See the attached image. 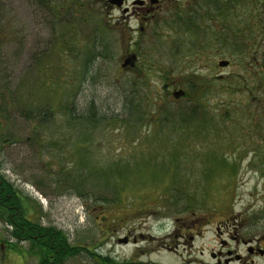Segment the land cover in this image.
Listing matches in <instances>:
<instances>
[{
    "label": "rangeland",
    "instance_id": "374dc122",
    "mask_svg": "<svg viewBox=\"0 0 264 264\" xmlns=\"http://www.w3.org/2000/svg\"><path fill=\"white\" fill-rule=\"evenodd\" d=\"M34 1L0 0V135L13 140L0 161L29 218L77 246L62 264H120L138 254L133 236L164 238L166 216L215 214L200 227L209 245L224 215L264 217V0H161L151 13L153 0ZM177 5L206 26L174 21ZM7 227L0 264H38Z\"/></svg>",
    "mask_w": 264,
    "mask_h": 264
},
{
    "label": "flooded vegetation",
    "instance_id": "af4514ba",
    "mask_svg": "<svg viewBox=\"0 0 264 264\" xmlns=\"http://www.w3.org/2000/svg\"><path fill=\"white\" fill-rule=\"evenodd\" d=\"M119 1L121 4L124 3V5L129 2V0ZM199 1L202 2V0ZM34 2L37 7L40 8L44 3H47L48 0H36ZM138 3L141 4L142 8V6L146 4V1L140 0ZM161 3V0H153L150 10L147 11L151 13L154 7H160ZM50 5L56 7V3H50ZM172 9L174 21L182 22L185 26H206V24H204L205 20H203V23H201V19L195 22V19L191 15L193 13L187 12L183 7L177 5V7L173 6ZM183 12L184 15L181 17L180 14ZM129 51L131 53V62L129 65H134L135 63L132 64V62L137 59V54L132 53L133 51L131 49H129ZM180 93L182 95L180 99H184L187 96L186 92ZM192 205L195 204L192 203ZM192 205L191 203L188 204V206ZM164 207L165 204L163 208ZM204 216L205 215H200V218L194 219L188 218V216L175 217V219L171 221L169 220V216L162 217L161 223L164 228H170V226H172L170 231H166L167 233L163 236L164 238L155 240L153 236H146L141 233H139V239L133 236L134 239L132 244L139 250L138 254L134 251L131 256L125 257L120 264H264V230L261 233L256 232L258 228L261 229L264 227L262 221L264 217L261 218L260 215L250 214L246 218L243 213L235 215V212L224 215V218L216 222L217 224L213 228L214 235L216 236L213 237L209 245L205 241L206 231L201 230L200 227L212 226L211 223L216 215H209V217ZM241 221L245 222V232L239 233V226L243 227ZM236 222L240 223L238 229L235 227ZM129 236L130 235H126L123 238L119 237V244H129L131 242ZM147 239L157 244L153 246V250L147 249L142 251V245H138V243L141 244L144 241L148 243ZM167 240H170V242L168 243ZM148 252L149 254H155L159 259L149 262L142 261L141 256ZM101 256L104 257V260L109 261L108 256L110 255L108 253L102 254ZM110 263L111 262H107L106 264Z\"/></svg>",
    "mask_w": 264,
    "mask_h": 264
},
{
    "label": "trees",
    "instance_id": "16d2710c",
    "mask_svg": "<svg viewBox=\"0 0 264 264\" xmlns=\"http://www.w3.org/2000/svg\"><path fill=\"white\" fill-rule=\"evenodd\" d=\"M132 64H134V62H132ZM82 72H85V70L83 69ZM42 109H44V111L41 112L45 113L46 116H50V112L53 113L51 108ZM93 109L94 108L91 106L88 116L85 117L88 118V120L90 118L98 122L99 119L96 117ZM46 110L48 111L47 113ZM24 116L29 121H36L37 119L41 125L44 126L48 123L47 121L52 119V117L46 119L44 117L38 118V116H42L41 113L37 116L36 114L31 115L30 112V114L25 113ZM85 117L81 118V120L83 121L82 124L87 127L88 125L84 123ZM189 119L193 120L190 114ZM189 119L184 115L185 122H188ZM69 121H71L70 123L73 121L79 122L78 119L73 116L72 112ZM85 130L83 128L79 131L80 133L83 131L86 133ZM10 137L9 135H0V147L13 141ZM36 141H40L38 137ZM3 170V163L0 161V220L5 221L6 226H8L7 228L10 230L11 237L16 240V243L29 242L31 245L28 252L39 258L38 264H62L64 258L68 255H75L77 246L73 247L69 243L68 236L65 232L57 230L56 228L43 227L38 222L29 218V202L24 198L21 191L6 178L2 172ZM176 192H178L176 196L177 200L185 198V193H182L180 190ZM178 197L180 198L178 199ZM16 243L10 245V248L17 250Z\"/></svg>",
    "mask_w": 264,
    "mask_h": 264
},
{
    "label": "water",
    "instance_id": "95a60500",
    "mask_svg": "<svg viewBox=\"0 0 264 264\" xmlns=\"http://www.w3.org/2000/svg\"><path fill=\"white\" fill-rule=\"evenodd\" d=\"M128 61L129 60H127V63H128ZM228 64H229V62L228 61H224V60L219 63V65L221 67H226V66H228ZM174 95H175V97H180L181 96V93H175Z\"/></svg>",
    "mask_w": 264,
    "mask_h": 264
}]
</instances>
